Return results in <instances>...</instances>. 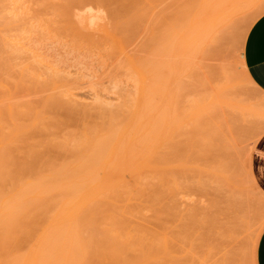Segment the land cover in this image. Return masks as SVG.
Segmentation results:
<instances>
[{
	"label": "rangeland",
	"instance_id": "rangeland-1",
	"mask_svg": "<svg viewBox=\"0 0 264 264\" xmlns=\"http://www.w3.org/2000/svg\"><path fill=\"white\" fill-rule=\"evenodd\" d=\"M10 1L0 0V97H3L0 98V119L4 115L7 117L2 118V123L0 120L2 124L0 125L2 126L0 128V184L3 182L0 190L8 189L0 191V196L13 191L14 189H11L13 187L17 189L20 185L16 183L18 185L12 186L14 184L11 182L22 179L25 180L23 185L33 183V180L38 183L36 177L40 178L54 168L55 164H51L58 165L67 161V149L73 146L71 151H74L75 145L85 140V129L92 138L94 133L100 131L99 133L102 134L109 130V127L115 126L111 123L115 124L118 120L123 123L124 111L127 112L124 114L128 115V119L126 118L128 121L140 95L141 78L137 69H142L153 86V92L158 84L160 86L156 89L157 95L151 106L152 109L154 105L155 109H150L148 115L154 117L155 122L150 144L154 143L152 146L156 147L155 156L164 160L160 159L159 163L155 162L158 168L162 166L164 169L160 168L162 172L160 169L149 172L146 178L150 182L146 178L141 179V184L144 185L140 184L141 195L138 194L140 198L137 197L135 205H133L134 202L131 204L133 208L129 207L133 213L127 215L129 217L138 216L139 220L147 225L144 229L149 235L153 260L151 258L146 261L131 259L107 262L99 258L101 260L99 261L94 257L95 251L92 250L90 254L94 253L93 257L97 261L91 257L83 264H201L202 262L203 264H223L222 261L233 262L234 259H236V264H246L243 256L245 250L250 255L252 252L251 264H253L254 243L264 225V213L262 214L264 212V191L256 183L252 168L254 147L264 134V92L247 83L248 81L242 75L243 71L239 68V62H245L244 51L248 33L256 20L264 14V7L247 10L236 20L235 36L230 46L231 55L226 56L225 60L239 65L236 69L239 86L233 90L235 93L231 92L230 100H228L227 94L229 93L225 88V79L218 77L209 59L205 22L200 23L201 25L199 24L191 34L189 40L191 44L189 42L186 44L188 48L190 47L188 50L191 49L190 54L183 56L187 53V47L185 48L184 44L179 42L183 41L182 34L188 22L186 14L189 15V13L185 12V9L187 10L188 5V7L192 6L190 4L195 6L197 0H15L14 5H10L12 2ZM7 2H10L9 5ZM8 6H13V9H8ZM10 11L12 14H9ZM247 21L251 23L244 28V23ZM74 23L77 24L75 28ZM13 41L21 46L18 47L15 44L17 46L13 48L15 46L12 44ZM20 47L22 51L19 50ZM163 48L166 49L163 50ZM112 51L114 53H111ZM37 60H41L45 66L38 65ZM144 62L149 64L145 65ZM141 64L146 67H142ZM49 81L52 84H49ZM44 85L49 87L48 90ZM64 90L78 93L79 98L88 100L90 105L83 103L84 106H82L78 102L68 104L65 100H69L68 93L63 92ZM171 91L173 94L176 91L180 92L175 101L181 103L175 105L179 116L182 118L187 116L184 119L186 121L190 119V121H185L183 128H180L171 139L164 141L166 113L158 114L156 108L164 106L165 94L167 92L171 94ZM4 92L5 94H2ZM223 93L226 98L221 96ZM53 95L60 100L58 101ZM232 95L236 96L235 99ZM51 96L53 103H51ZM177 97L174 96L172 99ZM231 97H233L232 100ZM196 99L204 101L195 102ZM158 100H161L159 105L156 104ZM208 101L212 105L207 103ZM61 103L66 105H61ZM196 104L205 105L206 110L210 109V113L202 115L199 112L198 115L202 116L201 120L199 118L197 126H194L192 120L196 110L199 109ZM4 106H8L5 110H9L10 106V109H13L12 107L14 109L7 112L3 110ZM25 106L28 107L27 110ZM86 106H89L88 109H85ZM9 112L16 115V120L11 121L14 115L10 116ZM152 112L158 117L156 118ZM101 117L105 118L102 120ZM112 118H117V121ZM119 122L115 128L121 124ZM119 127H122V124ZM102 128L104 132L101 131ZM70 141L73 145L68 144ZM163 141L165 144L160 147ZM157 146L160 150H157ZM213 171L216 173L212 174ZM218 173L219 175L221 173L220 177ZM222 175H226V179L228 175L229 180L235 185L230 184L228 179L229 183L225 182L224 177L222 180ZM146 183H148L147 187L150 184L149 188L145 187ZM4 185L9 187L4 188ZM86 185L89 187L90 182L86 181ZM11 192L8 196L14 195L15 192ZM28 212L25 213L27 219L30 215L34 217V213L31 214L32 211ZM127 215L124 218H127ZM31 216L28 221L32 219ZM47 216L50 215L47 214ZM241 216L248 219L251 225L250 227L247 224L250 227L249 232L247 227L241 226L239 221ZM44 218L41 217V219ZM44 224L41 225H48L45 222ZM23 233L22 235L28 234ZM86 234L83 233L84 238L90 236ZM10 237L11 235L9 240ZM250 237L254 238L253 243H250ZM11 240L9 242L13 244V247L18 241L13 238ZM135 243L132 245H137V242ZM11 245L8 251L14 249ZM225 252H229V255L223 256ZM3 257L5 258L4 255L0 256V258ZM154 257L159 258L156 260ZM16 263L19 264V262L8 264ZM64 263L68 264L52 261L48 264Z\"/></svg>",
	"mask_w": 264,
	"mask_h": 264
},
{
	"label": "bare ground",
	"instance_id": "bare-ground-1",
	"mask_svg": "<svg viewBox=\"0 0 264 264\" xmlns=\"http://www.w3.org/2000/svg\"><path fill=\"white\" fill-rule=\"evenodd\" d=\"M11 1H10L11 2L10 5H14L16 2L15 0H11ZM197 1L198 2L195 3V6L193 4H190V2H188V4H190L194 7L190 6L191 7L190 8V7H188L189 5L188 6L186 5L187 7L185 6L187 8V10L185 9V12L188 11L189 15L186 13H183V14H186V18L188 19V22H186L187 23L186 27L184 26L185 32L182 34L183 38L181 37L183 39V41L179 42V43H183L184 47L186 48L187 47L186 44L189 42L191 34L194 33L197 26H199V24L202 22L206 23V28H207L206 39H207L208 50H209V59L211 60V65L214 66V69L216 70L215 73L218 75V77L219 78L221 77L222 80L225 79V88L228 89L227 93H229V94H227V99L229 96L228 100H230L231 92L235 93V92H233V90L235 88H238V86H239L238 76L236 75L237 74L236 69L238 68L239 65L237 66L236 63L230 62L229 60L228 61L225 60V57L231 55L230 54L231 53V50H230L231 47L230 46L232 45L231 41L233 39V36H235L236 20L242 13L244 14V12L247 10H251V9L255 10V9L264 7V0H197ZM9 3H8V5H9ZM2 7L4 8V5ZM86 7H88V5ZM9 8L12 10L13 6H8V9ZM15 8L17 9V7H15ZM83 9H84V6H83ZM180 11L182 12L183 9ZM11 12L12 11H10L9 14H12ZM181 12H179V14ZM17 13H18V16L21 15V14L19 15L18 10H17ZM80 18H82V17H80ZM7 19H8V17H7ZM25 20H27V19H25ZM72 21H74V20H72ZM180 21H181V19H180ZM177 22H179V21H177ZM182 22H184V21H182ZM250 23L251 22H249V21L245 22L244 28H247L250 25ZM74 24H75L74 25V28H75V26L77 24L76 23H74ZM79 28H78V30H79ZM178 28H180V27H178ZM80 31H82V30H80ZM198 33H199V31H198ZM167 35H169V34H167ZM193 35L195 36V34H193ZM194 36H192V37H194ZM194 39L196 40V38H194ZM9 40H10V42H12L11 39H9ZM110 43H112V42H110ZM163 43L165 44V42H163ZM12 44L18 45V43H14V41ZM17 45L13 46V48L14 47L16 48ZM19 46H21V45H18V47ZM162 47H163V44H162ZM189 48L187 47V51L185 49V51L187 53L186 54L184 53L185 55L183 54V56H186L189 53V51H191V49L188 50ZM21 49L22 48L20 47L19 50H21ZM164 49H166V48H163V50ZM178 49H180V48H178ZM174 50H177V49L174 48ZM181 51H183V50H181ZM111 53H114V51H112ZM164 56H166V55H164ZM32 57H33V55H32ZM17 58H18V56H17ZM35 58H37V57L35 56ZM185 58H187V57H185ZM21 60H19V61L21 62ZM37 62L36 63L38 65L42 64L43 66H45L41 60H37ZM180 62H181V60H180ZM146 63H148V62H144L145 65H146ZM184 63H186V61ZM137 64H139V63H137ZM239 64H240L239 68H241V70L243 71L242 75H244V79L246 81H248L247 83L255 86V84L253 83V81L251 80V78L247 72L246 63L245 62H242V63L239 62ZM18 65H20V64L18 63ZM141 65H143V64H141ZM145 65H143L142 67H144ZM165 65H163V66H165ZM168 68H170L169 65H168ZM180 69H181V66H180ZM182 69H184V68H182ZM137 72L141 78V89H140V95H139L137 101L135 102L136 105L134 107V111H133L132 115L130 114V117H129L130 119L128 121H126L128 119L127 118L128 115L127 116L125 115V114H127V112H125V111H124L125 114L123 112V116H124V121H122L123 123H121V120H118V121L116 120L118 117L115 119L112 118V119L116 120L117 122L120 121L119 123L122 124V127L118 128V126L121 125L118 123L119 125H117V128H115L117 122L115 124L111 123L112 125H115V126L113 127L110 125L111 127H109V125H108V127L110 129L107 130L106 132H104V129H103L104 127H103L102 128L103 130H101V131H103L104 133H102V134L99 133L100 131L98 129H97L99 131L98 133H94V131H93L92 133L95 134L93 138L85 129V131H84V135L86 137L85 140L80 141V143L77 146L75 145L74 151H71V150H73V148H72L73 146L69 147L67 149V153H68V157H67L68 160L67 161H65L61 164H58V165L56 163L51 164V165H54V164L55 165L53 166L54 168H51V170L48 171L49 173L47 172V174H43L40 178L36 177V178H38L37 179L38 183H37V181L33 180V183H31V182L28 184L24 183L26 185H23V181L25 182V180H22V179L17 180L18 182L17 181L11 182L12 184H14V185L11 184L12 186H16V185H18L16 183H20V185L17 187V189H16V187L11 188V189L15 190V191L13 190L15 193L11 190L14 193V195L8 196L9 193L11 192L10 191L9 193L6 192V193H4V195L0 196V250L2 249L0 251L1 252L0 256L1 257H2V255L5 256V258L4 257L0 258V264H8L11 262L12 263L13 262H19V264L20 263H23V264H45L46 263V264H48L51 261L52 262H60V263L61 262H67L68 264L69 263L70 264H83V263L89 261V259L91 257H93L94 253H93V255L90 254V252L92 250L95 251L94 257L98 258L97 260H99V258H100L101 260H106L107 262L108 261H116V260L119 262V261L131 260V259H134V260L135 259L136 260L141 259V260L146 261V260H149L152 258V254H151L152 246L150 244V239L148 237L149 235L147 234V231L144 229L147 225H144L139 220L138 216H136L137 217L136 218L135 216L129 217L127 215V214L133 213V211L129 210V207L133 208V206H131V204L133 202H134L133 205H135V203H137V200H138L137 197H139L138 194H140L139 191L141 189L140 188L141 179H145L146 177L148 178V176H147L148 173L153 172V170L157 171L160 168L164 169L162 166L160 168H158V166L156 165V162H155V161L160 160L161 158L158 159V156H155L156 147L152 146L154 143L152 145L150 144L151 143V137L153 135V124L155 122H154V117H152L151 115H150L151 117H149V115H148L149 110L151 109L152 103H153V101H155V96L157 95L156 89L158 88L159 84L157 85V88H155V92H153V90H154L153 86L150 83V81H148L146 73L142 69H137ZM54 75H56V74H54ZM25 78H26V76H25ZM59 79H62V78H59ZM219 81H217V82H219ZM159 82H161V81H159ZM18 83H21V82H18ZM21 84H23V83H21ZM49 84H52V83L50 82ZM178 84H179V82H178ZM29 85L31 86V84H29ZM163 85H166V84L163 83ZM75 86H77V85H75ZM45 87L48 90L49 87H47V86H45ZM42 88H41V90H42ZM83 88H84V86H83ZM30 90H31V87H30ZM169 90H170V88H169ZM237 90H239V89H237ZM32 91H34V90H32ZM162 91H164V90H162ZM218 91H219V89H218ZM63 92L68 93L69 100L63 98L64 96L67 95L66 93H65L66 95H64L62 97L63 99L67 100L68 104H69V102L72 104H73V102H78V103H80V105L84 106L83 103L84 104L90 103L86 99L79 98L78 93H73L70 90H66V91L64 90ZM98 92H99V90H98ZM158 92H160V91H158ZM236 92L239 93L238 91H236ZM168 93L169 92L166 93L167 95L165 93H162L163 95L165 94V100H166L165 101L163 98L164 106H162V104H161L162 107L159 106L158 108H156L157 109L156 112L158 111V114H161L162 112L166 113L165 115H166V121L167 122H166V126H165L166 131H165L164 141L166 139H171L172 136L175 135V133H177V131L180 128H183V125L185 124V121H186L185 119L187 118V116H186V118L185 117L182 118L179 116V111L175 105L178 103V102L176 103V101H177L176 99H178V97H179L178 95L180 94V92L176 91V93H174V94H173V92L171 94H168ZM2 94H5V92ZM30 94H31V92H30ZM223 94L222 95L220 94V95L224 96V98H226L225 93H223ZM239 94H241V93H239ZM7 95H9V94H7ZM18 95H20V94H18ZM59 95H61V94H59ZM174 96H176V97L178 96V97L173 100L172 97H174ZM232 96L234 98L231 97V100H232V98L235 99L236 96H234V95H232ZM5 97H7V96L5 95ZM16 97H18V96H16ZM53 97H56V96L53 95ZM0 98H3V97H0ZM18 98H22V97L19 96ZM50 98L52 99V96ZM12 99H13V97H12ZM95 99H96V97H95ZM98 99H99V97H97V100ZM2 100L3 99H1V101ZM57 100H58V98H57ZM200 100L196 99L195 102L204 101V100H201V101ZM206 100H208V99H206ZM3 101H5V100H3ZM19 101H21V100H19ZM160 101L156 102V104L159 105ZM53 102H54V100L52 99L51 103H53ZM67 102H66V104H67ZM179 103H181V102H179ZM207 103H209V101ZM217 103L220 104L219 102H216V104ZM224 103H225V101H224ZM62 104L66 105L65 103H61V105ZM95 104H97V103L95 102ZM209 104H211V103H209ZM216 104H214V105H216ZM230 104H232V103H230ZM234 104L237 105V103H234ZM8 105H10V104H8ZM192 105H194V104H192ZM222 105H221V107H222ZM226 105H228V103H226ZM204 106L202 104H198V105L196 104V107H199V109L196 108L197 110H196V112L194 114L195 116L193 117V120H192L194 126H197L199 118L201 120L202 116L200 117V115H198L199 112H201L202 115L210 113V109L206 110V108ZM241 106H243V105H241ZM7 107L4 106L3 110H5V108H7ZM71 107H72V105H71ZM88 107L89 106H86L85 109H88ZM187 107H188V105H187ZM215 107H217V106H215ZM235 107H238V106H235ZM10 108H11V106L8 108L9 110L6 109L7 112L10 110L12 111L14 109V107H12L13 109H10ZM27 108L28 107H26V110H27ZM181 108H183V107H181ZM244 108H246V107H244ZM153 109H155L154 105H153V108L151 110H153ZM179 110H181V109H179ZM224 110H226V109H224ZM107 111H109V109H107ZM107 111H105V112H107ZM102 113H103V111H102ZM8 114H10V116H12V117L14 115V114L12 115V113H10V112ZM15 114H17V113H15ZM106 114H108V113H106ZM152 114H154V116L156 117L154 112H152ZM257 114L258 113H256V115ZM216 115H217V113H216ZM10 116L8 115V117H10ZM15 116L16 115H14V118L12 120L10 118H8V119H10L11 121H13L14 119L16 120ZM104 116H105V114H104ZM102 117H101V119L103 120L105 117L104 118H102ZM119 117L121 118V116H119ZM2 118L0 119L1 123L3 122ZM4 118H7V117H4ZM162 118L164 119V117H162ZM191 119H192V117H191ZM221 119H223V118H221ZM187 121H190V119L189 120L187 119ZM202 121H203V119H202ZM204 121H206V120H204ZM1 123H0V125H2ZM188 123H186V124H188ZM191 124H192V122H191ZM1 127L2 126H0V128ZM197 128H199V127H197ZM70 132H71V130H70ZM78 135L80 136V134H78ZM74 136H76V135H74ZM74 141H76V140H74ZM164 141H163V143H160V147L162 144H165ZM72 142H73V140H72ZM72 142L70 141V143H68V144L71 145ZM74 143L76 144V142H74ZM158 144H156V145H158ZM72 145H73V143H72ZM158 146H157V150H160V147L158 149ZM162 161H164V160H162ZM157 163H159V161ZM161 163H163V162H161ZM163 164H165V163H163ZM233 166H235V165H233ZM50 167H52V166H50ZM230 167H232V166H230ZM162 169H160V171ZM165 170H167V169L165 168ZM199 170L202 171L201 169H199ZM214 172L216 173V171H213L212 174H214ZM221 172L223 174V171H221ZM236 173H237V171H236ZM227 174H228V172H227ZM153 175H151V176H153ZM217 175H219V173ZM220 176H221V173L218 177H220ZM223 177L225 178L226 175L225 176L222 175V178ZM228 177L229 176L227 175V179L229 180ZM233 177H234V175H233ZM224 178L222 180H224ZM227 179L225 180V182L228 181ZM86 181L90 182L89 187L86 185ZM229 182H231V181L229 180ZM229 182H227V183H229ZM2 183L3 182H1V184ZM21 183H22V185H21ZM239 183H240V181H239ZM147 184L148 183L145 184V187H147L146 186ZM230 184H232V182ZM149 185L147 188L150 187ZM232 185L234 186L235 184L233 183ZM2 186H3V184H2ZM2 186H1V188H2ZM5 186L6 185H4V188H5ZM222 186H223V184H222ZM6 187H9V186H6ZM147 188H146V190H147ZM240 188H242V187H240ZM221 189L223 190L222 187H221ZM232 189L233 188H231V191H232ZM234 189L236 190L237 187ZM6 190H8V189H6ZM6 190L3 189L2 191L1 190L0 191L3 192ZM237 192H238V190H237ZM184 206H186V205H184ZM192 207H194V206H192ZM27 212L28 213L31 212V214L34 213V217H33V215L32 216L30 215V216L32 218L31 220L35 221V223L37 225H34L35 223L34 222L32 223L31 220H29V221H31L29 223L28 219H30V216L28 217V219H27V217H25V213H27ZM263 213L264 212H262V214ZM47 214H49L50 216L48 217ZM126 215H127V218H124V217H126ZM263 216H264V214H263ZM41 217L42 218L46 217V218L41 219ZM260 217H262V216H260ZM48 218H50V219H48ZM40 219L43 221L45 219L48 220L49 222L46 220L44 221L46 223V225H47V223H48V225L43 226L45 224ZM233 221L235 222L236 220H233ZM239 221L241 222V226H243V228L247 227V231L249 232L248 228H250L251 225L248 222V219L241 216ZM41 222L43 223V225H41L42 224ZM31 223L33 224L34 227L36 226L35 227L36 229L31 225ZM27 224H28V226H27ZM229 224H231V223H229ZM247 224H249L250 227L247 226ZM29 225L31 226V229H30ZM25 226H27L26 229H25ZM23 227H24V231H23ZM27 229L30 230L31 232L29 231V233H28ZM25 231H27V232H25ZM39 231H40V233H39ZM250 231H252V230H250ZM19 232L21 233V235H19L20 234ZM23 232L25 234L26 233H28V234L22 235ZM85 232L86 233L88 232V234H90V236L84 238L83 233L86 234ZM9 233L11 235L10 240H9V236H10ZM17 233H19V234H17ZM88 234H86V235H88ZM32 237H33V239H32ZM11 238L17 239V241L20 243L15 241V242H17L15 244L16 245L18 244V245L17 246L14 245L13 246L14 249H9V251H8L7 249L10 247V245H11L10 242L12 241ZM250 240H251L250 243H253L254 238L250 237ZM135 242H137V245H132ZM165 242L167 244V241H165ZM12 245H11V248H13ZM2 247L3 248L5 247L4 250ZM158 249H160V248H158ZM160 251H161V249H160ZM165 251H167V248H165ZM5 252H6V255H5ZM243 253H244V255H243L244 258L246 259V264H251L252 252H251V255L249 253L247 254L246 250ZM160 254H162V253H160ZM156 255H157V252H156ZM165 255L167 257V253ZM224 255H229V252H225L223 254V256ZM94 257H93V259H95ZM161 257L164 258L165 256H161ZM155 258L156 257H154V259ZM158 258H156V260ZM93 259H92V261H94ZM97 260L95 259V261H97ZM101 260H99V261H101ZM152 260H153V258H152ZM226 260H228V257H226ZM201 261H203V260L201 259ZM222 263L223 264H236V259H234L233 262L222 261ZM201 264H203V262Z\"/></svg>",
	"mask_w": 264,
	"mask_h": 264
},
{
	"label": "crops",
	"instance_id": "crops-1",
	"mask_svg": "<svg viewBox=\"0 0 264 264\" xmlns=\"http://www.w3.org/2000/svg\"><path fill=\"white\" fill-rule=\"evenodd\" d=\"M244 59L251 80L264 92V14L256 20L248 33ZM252 168L257 184L264 191V134L254 147ZM253 264H264V225L254 243Z\"/></svg>",
	"mask_w": 264,
	"mask_h": 264
}]
</instances>
